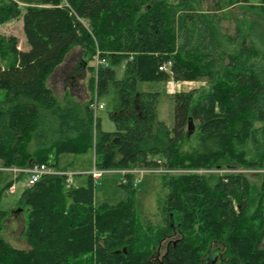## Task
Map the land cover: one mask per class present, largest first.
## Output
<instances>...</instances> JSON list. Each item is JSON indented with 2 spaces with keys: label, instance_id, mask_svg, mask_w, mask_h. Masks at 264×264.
<instances>
[{
  "label": "trees",
  "instance_id": "1",
  "mask_svg": "<svg viewBox=\"0 0 264 264\" xmlns=\"http://www.w3.org/2000/svg\"><path fill=\"white\" fill-rule=\"evenodd\" d=\"M219 2L221 9L232 5ZM16 17H22L28 49L19 48L17 35L0 33V166L61 168V157L94 149L104 169L264 167V57L251 61L260 52L248 37L237 53L225 50L217 12L197 9L194 0H0V24ZM228 36L238 42L241 31ZM74 46L87 63L97 50L109 63L96 73L89 66L93 95L83 109L60 106L47 86ZM122 60L119 78L115 67ZM169 61L171 72L160 70ZM171 79L210 85L173 94L172 128L159 119L160 92L139 88L143 81ZM95 90L114 95V131H95ZM191 120L197 128L189 132ZM195 130L216 149L184 152ZM256 175H164V237L180 236L169 240L163 264H205L207 255L222 250L229 259L221 264H264V175L261 184L250 180ZM21 177L0 170V202ZM126 179L130 184L133 175ZM19 204L27 209L23 235L30 248L2 236L8 210L0 207V264H153L160 253L138 244L144 226L132 203L95 204L90 175L74 188H66L65 176L45 175L23 190Z\"/></svg>",
  "mask_w": 264,
  "mask_h": 264
},
{
  "label": "rangeland",
  "instance_id": "2",
  "mask_svg": "<svg viewBox=\"0 0 264 264\" xmlns=\"http://www.w3.org/2000/svg\"><path fill=\"white\" fill-rule=\"evenodd\" d=\"M197 9L203 11L217 12L221 21L219 24V39L222 47L232 53H237L241 46V42L244 37H248L252 40L257 48L259 49L260 55L256 58H252L251 61L258 62L264 57V2L263 0H229L232 3L231 6L221 9L219 0H194ZM23 7L24 4L20 3ZM23 9V8H22ZM22 17H16L8 22L0 24L1 34H14L19 39V47L21 49H28L26 46L27 39L22 29ZM220 19V18H219ZM83 23L90 28V22L87 19H82ZM241 31V36L238 42L231 39L228 35H234L236 32ZM80 46H74L69 56L66 58V62L63 63L57 70L58 73L67 71L68 66L79 64L80 57L83 56L81 53ZM85 54V53H84ZM85 60L86 56L84 55ZM69 58V61H68ZM94 63V60L89 61L90 64ZM126 60H122L116 65V74L119 78L125 74ZM65 69V70H64ZM124 71V72H123ZM87 72V71H86ZM88 76L85 81L78 77L73 82V90L78 101L85 102L91 99L93 95L90 82L93 71L91 68L88 69ZM96 73V70H95ZM79 83L84 84L85 90H79ZM52 86L55 89L59 97L66 95L71 97V91L68 89V82L63 80L61 75L59 79L52 82ZM89 84V85H88ZM148 87L150 90L160 92V102L158 106L159 119L164 121L170 128L173 127L175 121V100L173 95H168L162 84V82L145 83L143 87ZM210 85L207 82H185L179 85V90L189 91L193 89L207 90ZM139 88L140 85H139ZM176 88V89H177ZM142 89V88H141ZM5 91L0 89V100L4 97ZM88 100V101H89ZM99 102L104 103L105 107L98 111L99 116V127L103 129H115V122L110 117L109 112L114 108V95L109 93L106 95L99 96ZM98 127V124H97ZM197 127L189 129V132L193 131ZM207 146H212L216 149V143L208 145L198 133L197 130L193 132L183 144V151H200L206 150ZM249 155L252 152V146L248 145ZM68 165H64L67 160ZM95 152L91 149L89 152L80 155H69L66 158L61 157L60 169L64 166L67 169L78 171L79 175L74 177L73 185L75 187L84 186L88 182V175L85 174L87 171L93 169L95 166ZM9 167L0 166V170L11 172ZM141 167H130V168H119L116 171L106 173L95 185V204L100 205L103 202L109 204H118L121 202L132 203V208L135 212V216L139 221L143 222L144 228L141 229V239L138 244H143L147 247H151L154 250V254L159 251L160 253L156 256H152L153 260L161 259L166 251L169 240H174L178 237L179 233L173 236L164 237L167 232L166 230V219L162 215V210H159L160 200L166 196L167 189L163 185L164 174L157 172H147L143 175L137 172V169ZM264 168V167H263ZM64 169V168H63ZM249 171H254L253 174H257L252 177L249 176L250 180L254 183L261 184L264 173H261L260 168L245 167ZM132 170L134 174L131 181V186H128L129 182L124 177L122 171ZM214 170V169H212ZM263 171V170H262ZM211 170L199 169V173H208ZM260 172V173H258ZM12 173V172H11ZM191 173V172H189ZM194 173V172H192ZM214 173H216L214 171ZM249 174V173H248ZM13 177L15 174L12 173ZM27 176L15 180V187L13 184L8 190H6L1 198L0 207L4 210H8V216L4 222V228L2 230V236L7 242L17 248L29 249V245L26 238L23 235L25 218L27 217V209L19 204V199L22 195L23 190L26 188ZM129 184V185H130ZM13 186V187H12ZM67 188V187H66ZM132 219V218H131ZM135 220V219H134ZM138 223V222H137ZM142 225V223H141ZM135 227L137 224L134 225ZM180 236V235H179ZM153 254V255H154ZM217 254L211 253L207 255L205 264H214L213 258H216Z\"/></svg>",
  "mask_w": 264,
  "mask_h": 264
},
{
  "label": "built area",
  "instance_id": "3",
  "mask_svg": "<svg viewBox=\"0 0 264 264\" xmlns=\"http://www.w3.org/2000/svg\"><path fill=\"white\" fill-rule=\"evenodd\" d=\"M94 63L93 66L95 67L96 71L99 69L100 66H108L109 63L105 58L101 57V51L97 50V53L94 55ZM172 66V62L169 61L163 65L160 66V70L166 71V72H171L170 67ZM96 91V90H95ZM105 107L104 103L99 102V96L96 91L95 96L93 97V100L91 102V108L94 112V125H95V131H96V125H97V120H98V111L100 109H103ZM12 173L15 174V177L19 173H23L24 175L27 176L26 180V187L32 186L35 183H37L42 177L45 175H61L65 176V185L67 188L73 187V182H74V177L79 174L77 171L73 170H64L57 168L53 165H50L49 163H37L34 164L30 167L26 168H21V167H9L8 168ZM204 170V169H202ZM263 170V171H262ZM116 171L115 169H101L98 168L96 165L91 169L88 174H90L94 180L95 183H98L100 178L106 174ZM212 172H216L219 174H226V173H242V174H248V173H254V171H249V169H244L240 167H234V168H215L214 170H211ZM261 173H264V168H260ZM125 174L132 173L134 172L131 170H123L122 171ZM137 172L141 175L147 173V172H157L161 174H179V173H189V172H194V173H199V169H179V168H169L165 166H150V167H141L140 169H137ZM258 172V173H260ZM13 186L15 187V183H13ZM12 186V187H13Z\"/></svg>",
  "mask_w": 264,
  "mask_h": 264
},
{
  "label": "crops",
  "instance_id": "4",
  "mask_svg": "<svg viewBox=\"0 0 264 264\" xmlns=\"http://www.w3.org/2000/svg\"><path fill=\"white\" fill-rule=\"evenodd\" d=\"M81 53H83V56L80 57L79 64L68 66L67 71L64 69L65 71L58 73L57 70L60 68V66L63 63H65L67 61L66 58L69 56V54H67L65 60L55 69V71L47 79V86L52 90V92L55 95V97H56V99H57V101H58L60 106L67 105V103H69V104H75L77 106L79 105V107H81V109H83L86 106V104L89 102L88 101L89 99L87 101L83 102V103H82V101H78L76 99L77 97L75 96V93H74L75 91L73 90V87H72L73 82H75V79H77L78 77L82 78L83 82L85 81L84 84L86 85L87 84L86 78H87V76L89 74L88 69L90 68L89 66H93V62H92V64L86 62L85 57H84V55H85L84 53L85 52H84L83 49H81ZM68 61H69V58H68ZM90 61H92V60H90ZM61 75L63 76V80L68 82V89L71 91V93H70L71 97H67L66 95H63L62 98L59 97L57 95L55 89L52 86L53 85L52 82L54 80H56V79H59ZM153 82H162V84H163V86H164V88L166 90V93L168 95H173L175 92L181 91V90H179V88H177V87H179V85L181 83H185V82L194 83V82H198V81H175V80L171 79V80H168V81H153ZM145 83H152V81L140 82L139 85L142 88V89L140 88V90L153 91V90H150L148 87H145V86L143 87V84H145ZM84 84H80L79 83V87H78L79 90H83L82 91L83 93H84V90H85ZM99 126L100 125H99V121H98V128L101 129V130L114 131L116 129V125H115V129H103V128L99 127ZM71 156H73V155H71ZM67 162H70V164H71V161L69 160V158H68V160L66 162H64V165H68ZM65 167L66 166H64V169L71 170V169H67Z\"/></svg>",
  "mask_w": 264,
  "mask_h": 264
},
{
  "label": "flooded vegetation",
  "instance_id": "5",
  "mask_svg": "<svg viewBox=\"0 0 264 264\" xmlns=\"http://www.w3.org/2000/svg\"><path fill=\"white\" fill-rule=\"evenodd\" d=\"M166 248H168V244H167V247ZM221 248V247H220ZM222 249V248H221ZM223 251V250H222ZM222 251L221 252H219V255H216V258H213V262H214V264H221L222 263V261H226L227 259H229V258H223V253H222ZM163 257H164V255L162 256V258L159 260V259H155L154 260V263L153 264H163ZM207 259V258H206Z\"/></svg>",
  "mask_w": 264,
  "mask_h": 264
},
{
  "label": "water",
  "instance_id": "6",
  "mask_svg": "<svg viewBox=\"0 0 264 264\" xmlns=\"http://www.w3.org/2000/svg\"><path fill=\"white\" fill-rule=\"evenodd\" d=\"M193 127H194V125H193V121L191 120L190 123H189V129H190V128H193Z\"/></svg>",
  "mask_w": 264,
  "mask_h": 264
}]
</instances>
